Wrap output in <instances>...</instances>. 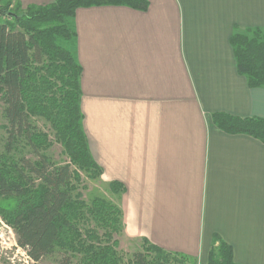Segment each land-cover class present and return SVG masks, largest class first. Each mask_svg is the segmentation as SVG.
<instances>
[{
    "label": "crops",
    "instance_id": "0c3cea01",
    "mask_svg": "<svg viewBox=\"0 0 264 264\" xmlns=\"http://www.w3.org/2000/svg\"><path fill=\"white\" fill-rule=\"evenodd\" d=\"M146 1L78 8L69 43L88 149L103 182L124 186L123 234L201 264L218 237L236 264H264V143L211 118H264V88L248 86L230 45L264 29V0Z\"/></svg>",
    "mask_w": 264,
    "mask_h": 264
},
{
    "label": "trees",
    "instance_id": "16d2710c",
    "mask_svg": "<svg viewBox=\"0 0 264 264\" xmlns=\"http://www.w3.org/2000/svg\"><path fill=\"white\" fill-rule=\"evenodd\" d=\"M4 0H0V3ZM0 5V104L6 121L0 155V219L11 229L16 245L35 264L57 255L55 264H183L184 255L167 252L143 239L141 251L124 262L115 235L122 233L119 206L80 192L83 172L98 179L102 168L88 149L82 128V68L62 43L76 34L72 20L78 8L126 6L145 11L146 0H55L21 10ZM230 45L237 71L250 88H264V29L235 32ZM31 117L51 126L66 161L54 163L44 154L51 142ZM212 123L226 134H244L264 143V118L214 113ZM27 146L34 159L19 152ZM113 193H123L119 182ZM216 244V245H215ZM206 264H236L232 249L214 237Z\"/></svg>",
    "mask_w": 264,
    "mask_h": 264
},
{
    "label": "rangeland",
    "instance_id": "374dc122",
    "mask_svg": "<svg viewBox=\"0 0 264 264\" xmlns=\"http://www.w3.org/2000/svg\"><path fill=\"white\" fill-rule=\"evenodd\" d=\"M9 0H4L0 3L2 6L5 2ZM11 3V9L14 10L15 4ZM26 8H21L19 13ZM67 49L69 48V43H62ZM2 104H0V155L4 151V143L7 137L6 132L3 126L6 124V121L2 114ZM31 124L40 132L47 134L48 140L51 142V146L47 149L44 154L47 155L51 161L54 163H63L66 161V156L63 154V149L54 139V133L49 125L44 119L39 117H31ZM19 152L29 158L34 159V155L30 152L27 146L21 144L19 147ZM93 158V157H92ZM81 176V187L80 192L82 195V199L89 203L94 197L104 198L115 205H118V200L116 198L121 195V193H113L110 187V183L103 182L101 176L98 179H90L83 172H80ZM118 196V197H117ZM114 238L118 241L117 251L123 257L124 262L131 258L132 254L141 251L143 242L142 240L135 238H127L122 233L115 235ZM58 256H51L49 258L43 259L38 264H55ZM0 264H35L32 262L25 254V252L20 249L15 242V236L11 229L0 219ZM71 264H77V260L73 259ZM183 264H201L196 260L184 261Z\"/></svg>",
    "mask_w": 264,
    "mask_h": 264
}]
</instances>
